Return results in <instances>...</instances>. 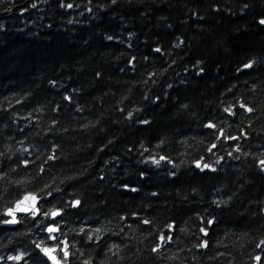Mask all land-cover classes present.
Masks as SVG:
<instances>
[{"label": "trees", "instance_id": "trees-1", "mask_svg": "<svg viewBox=\"0 0 264 264\" xmlns=\"http://www.w3.org/2000/svg\"><path fill=\"white\" fill-rule=\"evenodd\" d=\"M262 21L264 0H0V264H264ZM27 193L41 214L5 226Z\"/></svg>", "mask_w": 264, "mask_h": 264}, {"label": "bare ground", "instance_id": "bare-ground-1", "mask_svg": "<svg viewBox=\"0 0 264 264\" xmlns=\"http://www.w3.org/2000/svg\"><path fill=\"white\" fill-rule=\"evenodd\" d=\"M30 194H33V195H35L38 199H39V201H38V203H37V205H36V209H37V211H31V212H28V213H19V211L21 210V209H29V207L33 204V201H34V199H32V202L29 204V206L27 207L26 206V204L29 202V199H30ZM33 198H34V196H33ZM44 200V198L43 197H41V196H38L36 193H27V194H25L20 200H18L16 203H17V205L18 206H21V209L18 211V212H16V213H19V214H17V219H18V221H19V223L16 225V226H18L19 224H20V218L22 217V216H25V215H34V216H39L40 214H41V210H40V203L42 202ZM9 210V209H8ZM8 210H7V212H8ZM57 211H61V214H62V210H55V211H53V212H57ZM7 212H6V216H7V219H9V218H11V216L10 215H8L7 214ZM13 212H15V211H13ZM52 212V213H53ZM61 215H59V216H53V215H51V217L52 218H57V217H60ZM6 222V221H5ZM10 227V226H9ZM15 227V226H14Z\"/></svg>", "mask_w": 264, "mask_h": 264}, {"label": "water", "instance_id": "water-1", "mask_svg": "<svg viewBox=\"0 0 264 264\" xmlns=\"http://www.w3.org/2000/svg\"><path fill=\"white\" fill-rule=\"evenodd\" d=\"M33 196H34V201H33V204L29 207L28 211H21L20 210L21 206L17 205L18 202L12 208H10L8 210L7 214L10 215L11 218L7 219L6 222H4L5 226H10V227L16 226L19 223V221L17 219V214H19V213H28V212H31L33 210L37 211L36 205H37L39 199L33 194H30V199H29V202L26 204V206L28 207L29 204L32 202ZM13 211H15V212H13ZM18 211H19V213H16ZM57 213H58V215H55V217L61 215V211H57ZM50 228H55V227H50ZM55 229H57V228H55ZM53 232H57V231H53Z\"/></svg>", "mask_w": 264, "mask_h": 264}, {"label": "snow or ice", "instance_id": "snow-or-ice-1", "mask_svg": "<svg viewBox=\"0 0 264 264\" xmlns=\"http://www.w3.org/2000/svg\"><path fill=\"white\" fill-rule=\"evenodd\" d=\"M262 23H264V21H262ZM243 107V105H242ZM225 111H229V109H225ZM247 111H252V109L248 108ZM210 127H215V125H209ZM261 163H264V161H262ZM198 167L200 166L199 164L197 165ZM204 167H208V165H204ZM34 199V198H33ZM77 205L80 203V201H76L75 202ZM29 209H21V211H28ZM51 215L55 216V215H58L57 212H53L51 213ZM145 223H147V221H145ZM58 229H55V228H49L48 231L49 232H53V231H57ZM161 239H164L163 237H161ZM203 246V245H202ZM44 252L46 254H50V250L49 249H44ZM64 255L67 256L68 253L67 252H64ZM16 259H19V257H16ZM53 259H55V257H53ZM57 264H59V262H57Z\"/></svg>", "mask_w": 264, "mask_h": 264}, {"label": "rangeland", "instance_id": "rangeland-1", "mask_svg": "<svg viewBox=\"0 0 264 264\" xmlns=\"http://www.w3.org/2000/svg\"><path fill=\"white\" fill-rule=\"evenodd\" d=\"M52 254H53V257H55L54 252H52ZM53 262H54V263H57L56 259H53Z\"/></svg>", "mask_w": 264, "mask_h": 264}]
</instances>
